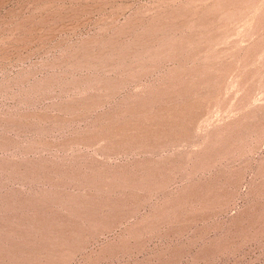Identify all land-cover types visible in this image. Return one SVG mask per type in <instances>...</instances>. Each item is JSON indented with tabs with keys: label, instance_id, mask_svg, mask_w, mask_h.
Masks as SVG:
<instances>
[{
	"label": "rangeland",
	"instance_id": "obj_1",
	"mask_svg": "<svg viewBox=\"0 0 264 264\" xmlns=\"http://www.w3.org/2000/svg\"><path fill=\"white\" fill-rule=\"evenodd\" d=\"M0 264H264V0H0Z\"/></svg>",
	"mask_w": 264,
	"mask_h": 264
}]
</instances>
